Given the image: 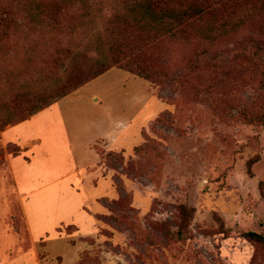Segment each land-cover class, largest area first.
Returning <instances> with one entry per match:
<instances>
[{"label":"rangeland","instance_id":"1","mask_svg":"<svg viewBox=\"0 0 264 264\" xmlns=\"http://www.w3.org/2000/svg\"><path fill=\"white\" fill-rule=\"evenodd\" d=\"M198 41H165L147 55L169 80L114 67L7 132L12 143L0 137V192H17L8 157L32 161L53 264L63 257L58 237L80 247L77 264H264V247L248 236H264V36L250 21L216 42ZM46 43L14 39L4 61L32 76V88L47 84ZM9 126L0 123V136ZM97 135L106 136L86 148L80 189L94 199L85 209L99 226L84 237L65 225L84 216L69 185L80 184L82 146ZM23 157L14 161L22 192L34 181ZM183 205L195 213L184 239L171 238L165 230H179Z\"/></svg>","mask_w":264,"mask_h":264},{"label":"trees","instance_id":"2","mask_svg":"<svg viewBox=\"0 0 264 264\" xmlns=\"http://www.w3.org/2000/svg\"><path fill=\"white\" fill-rule=\"evenodd\" d=\"M250 21L264 36V0H2L1 127L29 120L114 67L160 84L171 78L147 55L161 43L216 42ZM31 36L47 40L50 71L39 89L26 80L32 76L4 62L12 57L14 39ZM8 93L9 100L4 98ZM194 213L180 206L179 230L166 234L184 239ZM248 236L264 247L263 235Z\"/></svg>","mask_w":264,"mask_h":264},{"label":"crops","instance_id":"3","mask_svg":"<svg viewBox=\"0 0 264 264\" xmlns=\"http://www.w3.org/2000/svg\"><path fill=\"white\" fill-rule=\"evenodd\" d=\"M19 124L9 126L1 132L0 137L4 144H10L13 142V140L7 141L5 135L7 132H11ZM95 127L99 129L100 125L96 124ZM105 136L97 135L91 142L83 144L82 147L85 152L88 146H92L97 140L102 139ZM108 138L111 139V136L109 135ZM28 144L30 147L22 144L21 146L23 149L30 151L32 149V142H29ZM73 149H75V146ZM88 150L94 152V149L89 148ZM87 155L88 157L86 160L85 158L82 159L81 165L77 166V169L74 172L80 181V186L76 184L69 185L71 193L79 196L80 200H82L79 208L84 216L81 219L80 224L59 223V225H57V227L61 225L64 226V224L66 226H75L78 235L84 237L96 234L99 226L96 216L97 214L93 213L91 210L88 211L85 209L87 204H91L94 199H92L91 195H87L86 197L84 194L86 191L80 189L83 185L82 178L80 177V170L87 166L86 162L90 159V156L92 157V154L89 155L87 153ZM19 157L23 156L7 158L11 177L9 180L11 179L17 192L14 190L13 194L8 193V196L5 195L4 188L3 191L0 192V264H53V258L51 257L52 254L50 251L55 247L53 246L55 245L54 241L47 240L48 235L45 223H43L39 217L37 218V200L34 197L37 193V174L30 168V166H33L32 161H27L23 157V160L26 162L24 166L25 168H23L27 171V177H29L30 181L31 178H33L34 181L29 182L28 188L22 192L14 165L15 159ZM67 177L68 175L63 178L67 179ZM13 217H18L20 219L17 224V227L19 228L18 232L13 227ZM56 239L63 241L61 246L63 252L59 253V255H63L62 261L56 264H77L80 261V247L68 244L63 237H58ZM42 246H44L45 253L48 255L43 256L41 254ZM12 253H14V255H12Z\"/></svg>","mask_w":264,"mask_h":264}]
</instances>
